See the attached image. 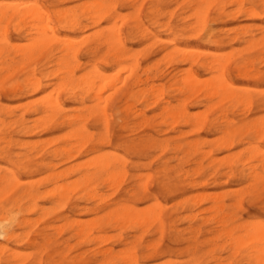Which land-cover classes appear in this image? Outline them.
Segmentation results:
<instances>
[{
  "label": "rangeland",
  "instance_id": "374dc122",
  "mask_svg": "<svg viewBox=\"0 0 264 264\" xmlns=\"http://www.w3.org/2000/svg\"><path fill=\"white\" fill-rule=\"evenodd\" d=\"M15 1H18V3ZM28 1L31 0H0V3L5 7L20 4L19 9H21L24 8V4H26L25 7L28 6ZM38 1L42 10H45L50 16L49 22L51 26L57 30V34H59L60 37L67 36L75 43L74 46L77 48L75 49L77 50L78 60V66L74 70L75 77H81V75H84L83 72L86 73L92 66H97L99 69L105 70L106 75L109 74L112 82L103 89V102L106 103V100H108L112 94L114 95L115 101L118 98V103L114 101V106L112 104L109 105L108 108L105 109L106 111H102L101 113L99 107L102 108L105 104L103 103V106L99 105L97 109V104L94 99L91 98L92 95L90 96V94L87 93L89 98L88 95L80 89H75L74 94L71 96L65 90L61 91V101L63 102L65 111L69 114H79L82 112L87 119H84L82 124L84 123L83 125L86 128V136L90 138L88 139L86 137L85 139L84 137V140L81 139L84 141L83 143L75 139L76 137H74L72 133L74 132V127L69 128L59 125L61 123L59 117H57L55 121H43L44 123L38 124L39 126L37 125V128L32 129L30 133H28V131L20 132L22 128L17 121L20 115L24 114V123L26 122L25 125L29 128L33 127L36 118L38 119L41 117V115L27 114L20 106L26 103L28 104V102L33 103L32 106L37 105L38 102L44 99L43 96H48L50 90L55 87L51 85L45 91L38 93L31 92V88L25 90L17 89L15 94L10 93L9 87L14 84H24L23 82L30 77L33 68L37 70L35 71L33 79H35V77L38 78L35 80H40L43 86L47 84L55 85L57 81L54 80L53 77L48 81L45 79V76L48 72L54 73L56 70V67L53 66L54 64L47 63V59L57 52V46L51 44L45 46L47 48L43 47L44 50L43 48L41 51L37 49L39 53L37 50L34 51L32 53L34 57L26 61L17 55H12V60L14 59L15 61L13 60L14 62L11 63L8 68L0 71V106L7 108L5 111L10 114L8 115V113L4 112L7 116H5L4 113L0 115V119L2 118L1 120H3V125H0V138L1 136H6V139L11 141V143L7 145L8 148L0 149V177H8L10 173H15L20 181V185L14 187L15 189H13V192L17 190L21 193L26 188V184H31L37 188L40 195H43L44 193L41 192H49L53 190L56 185L68 184L69 182L71 183L72 180V182L79 181L78 179L82 175L69 173L68 177L64 178V180L60 179L55 182L54 180H50L49 177L46 178L49 173L52 174V172L55 173L57 170L61 171L73 165L83 164V162H90L98 155H106L105 157L108 156V158H113V155H116L118 156L120 164H124V166L121 165V167H123V180L122 177H120L121 179L119 178L121 181L118 180L117 186L115 185V187H112L113 191L110 187L109 189L108 187L102 186V184L100 185L99 188L105 187V189L103 188V191H101V189L99 190L98 188L99 192L97 191V194H102L100 195L104 198L103 201H105V197L108 196L105 202L102 201L103 205L100 204L101 202H95L100 200L99 197H97L99 199H95V201H89L91 204L85 203L87 201L80 199L84 194L83 191H79L84 189L82 188L84 187L83 185L77 187L78 189H74L75 191L70 194L66 206L62 208L56 207L54 211L50 209L53 204H51L48 199L42 197L37 198L36 202L39 207L43 209L46 208V210L49 209L48 215L41 221L40 217L38 218L37 216L39 214L32 213V215H30L26 214V212H23L24 215L22 216L19 214V219H28L32 222V225H34L28 228L29 231L27 228L15 230V233L19 234V240H21V242L18 240L17 242L4 244L0 241V245H6V249L10 248L16 252L18 251L20 254H27L26 257L29 258L25 260L26 257L25 259L22 257L21 259L23 260H21V262H23L21 264H31L36 250L25 244V238L22 237L23 233H30L35 229H42L43 225H52L57 229L58 226L63 224L64 218L67 216L69 217L68 221H71L72 218L73 220L78 219L79 221L92 219L95 217L94 215L87 214L85 211H81V209L79 211V208L83 206L92 208L96 206L95 203H99L98 205L106 207L112 204V201L118 202L121 198L127 199L124 194L128 191H133L132 196L128 197L126 203L130 206H134L135 209H146L156 204L162 206L163 210L161 211L165 221L163 234H160L159 229H157L158 224L156 222H152V225L150 223L145 225L144 227H146L147 231L144 230V227L142 230L136 229V232L132 227H130L131 229H126L125 226L121 229L108 227V231L105 230V233L100 234L103 240L96 241V244H89L86 242H81L80 244V241L76 242V239L70 237L71 231L67 229L62 230L60 234L58 230H49L48 233L51 234L50 242L46 244L42 239L38 238L37 243L39 247H45L47 249V255L54 260H60L62 255L66 257L67 260H70L73 256L80 253L82 256L78 264H107L106 259L102 258H99L97 263H94L92 254L95 253L96 250L100 249L103 251L108 250V248L112 250L113 255L117 257H120L122 253H127V251L132 253L134 257L136 256L135 259L137 263L140 264H213V257H220L224 264L243 263L241 260L242 255L230 257L226 250L222 249L225 246L222 244L223 241H215L213 240L214 237L209 234V231L213 228V221L211 220L213 214L207 212V209L210 207L208 197H220L226 207H228L227 205L233 204L231 200L232 193L239 189L245 191L246 185L239 181H233L231 177L225 175L228 171L226 164L228 162V164L230 163L234 166L239 163L238 161L240 160H247L254 152L255 147L264 151V141L259 142L254 136H251L250 132H243L240 136L236 135L234 137V144L231 147H227L226 145L219 146L213 142H216L215 140L220 137V131L223 130V128L225 129V126L214 128L213 131L209 128L203 129L204 131H197L196 127L192 129V126L183 125L184 123L181 119L176 122V124L170 122L172 126H170L169 122H166L165 125L161 107L166 100L171 101L174 106H179V104L181 106L183 101H188L185 106L190 115H196L200 111L202 115L206 114L204 117H208L209 120H214V122L218 121V118L223 115V112L225 113L226 111L227 114V110L228 112L230 111V114H227L229 119L235 124L237 123V126H239L238 122L241 119L243 120V117L245 118V121L243 120L244 123L253 121L260 122V120H264V107H261V105L258 106L261 100L264 99V79L259 81L256 79L253 80L254 78L252 77H241L238 74V70V72H235L236 67L233 66L232 62H230L227 67V72L235 87H241L242 90H246L247 88V90H250L243 92L241 88H238L237 92L242 95L251 96L252 100L261 99L260 102L256 101L251 107H240L237 105L238 109H236V105H228V107L230 106L231 108L235 107V109L230 110V107L228 108L227 104L226 106L223 105L225 103L222 104L219 102L218 98L211 100V102L208 101V103H206L207 101H202L203 96L201 94L197 95V98L202 99H196L195 101L194 96L196 95H194L188 100V96L184 91L176 89L178 86H182L177 85L175 82V80H179V76L186 77L192 75V73L196 74L198 78L202 80H207L212 77L215 72L209 73L206 69L215 66L216 63L212 64L211 60L205 57L208 53L229 54V56L232 53L231 55H234L232 60L235 59V61L244 58L243 55L249 54L250 56V53L254 55L256 52L253 51L255 50L248 49L247 45L239 38L242 37V32H245L246 35H254V38L258 37L256 36L257 30L255 28L257 26H264V14L262 10L258 9V18H251L248 14H244L249 7L247 4H232V0H218L216 3L211 4L210 7H207L208 5L203 2V0ZM100 2H103L104 5L109 4L108 8L110 9L106 8L107 6L104 7L103 11L107 10V14L104 18H98V21L97 18L92 20L84 18L86 16L82 15V9L91 7ZM10 3H12V5H9ZM21 5L22 7L20 8ZM71 14L76 16L75 19L77 23L75 26L69 27V25L72 24L70 19L74 18L72 17L74 15ZM202 14L205 16L206 23L201 26L197 21L203 16ZM198 15L200 16L199 18ZM65 16L67 17L66 19ZM93 20H95V22ZM112 22H115L116 25L119 26L121 43L126 53L122 64H120V67H124L125 69L121 70H118L119 67L117 66H115V68L114 66H109V64L113 63V57H111L112 53L109 52L105 44V36L108 33V27H111V24H113ZM16 23L17 22L13 20L8 26V37L12 44L17 45V43H19V46H26L28 43L22 37L21 39L15 36ZM98 31H103L104 35L101 37L100 32V36L96 35ZM84 37H86L87 41H84ZM214 40L218 41L219 44L213 43ZM172 49L195 50V61L193 64L189 62H184L182 64L179 62L176 63V59L172 56V58L169 59V55H165V53ZM197 51L200 52L198 53ZM129 55L132 57H128L127 59ZM249 56L247 55L246 57ZM237 58L238 60H236ZM132 62L134 63L133 66ZM127 68L129 70L135 68V70H133L137 78L142 80L147 79L146 86L141 85L140 89L143 88L146 90L151 87L153 83L152 90H154V93L147 90L145 93L139 94L141 98L137 96L138 98L136 99L138 100L135 102L129 99L130 96L127 98L126 93L123 95L124 92L127 91H124L125 88L137 90V88H133V80L135 78H131L132 80L130 79V81L128 80L130 71L127 70ZM254 68L264 71V65H258ZM116 71L121 72H119L118 75ZM172 76H175L174 80L171 78ZM126 81H128V85L130 82L131 86L129 85V87L131 88L125 86L124 83ZM111 86H115V88ZM251 91L253 92L251 93ZM148 92L152 95H147ZM116 95L117 97H115ZM144 96L146 100L143 99ZM157 96L158 98H155ZM121 97H123V100ZM81 98H83L82 105L79 104ZM120 100L121 102H119ZM214 101L216 102L213 103ZM124 102L125 104H123ZM126 102L129 106L132 103L131 108L129 107L130 110H125V108H128V106H125L127 104ZM201 102H203L202 106L199 105ZM218 103L221 104L219 105ZM124 106L125 108H123ZM82 107H84V109ZM79 109L82 110L79 111ZM118 109L120 110L118 111ZM121 109H124L126 113L122 110L123 112H121V114ZM123 113L125 115H123ZM140 113H144L148 125L141 117H136V115ZM218 115L219 117H217ZM136 118L139 119L137 120ZM239 139L242 140V143L236 144V141ZM25 143L28 145H24ZM71 143L74 145L71 146ZM76 145L78 147H75ZM4 146V144H1L0 148ZM64 148H80L81 152L75 158L68 160H66L64 156L62 157V155L55 158L54 156H50L53 150H61ZM234 156L235 158H233ZM19 160L27 169L31 167L30 169H32V171L30 173H25V170L20 169L22 166L19 167L20 164L17 163ZM36 163H38V165H36ZM40 164L44 165L39 166ZM46 165L48 170H45ZM48 165H52V167ZM165 167L167 168V172H165ZM162 168L164 169L163 174H165V176H161ZM52 181L54 182L53 184ZM46 182H48V184ZM162 182H164L163 184L165 185L163 187ZM138 183L139 187L138 185L135 186ZM146 185L147 187L145 188ZM49 188L52 189L49 190ZM106 188L109 190H106ZM130 188L132 189L130 190ZM144 189L148 191L149 195L144 192ZM77 191L79 193H77ZM140 191L143 192L140 194ZM138 193L140 197L142 195L145 199L142 197L136 198ZM259 194L262 196L261 199L264 202V188L260 190ZM147 195L148 198H146ZM133 196L136 199L142 200H136ZM78 197L79 199H77ZM114 199H116V201ZM189 202H193L195 207H192L193 205H188L190 204ZM105 203L109 204L106 205ZM111 208L113 209V207H110L103 211V214L100 213L99 215H105ZM228 210L229 208L226 209V212ZM230 210L231 214L235 215L240 222L245 221L248 217H251L250 220L264 222V209L259 204L256 205L255 203L249 202L248 198L245 196L243 197L240 207H231ZM187 217L191 218L187 219ZM203 218L207 220L205 223ZM155 224H157V226H154ZM129 226L130 225H126V227ZM29 236L32 237L31 234ZM70 238L72 240H70ZM210 239L213 241H210ZM129 249L135 252L133 253V251H129ZM22 252H25V254ZM4 253L8 255L7 251ZM4 253L2 254L3 256L0 255L1 264H6L7 256Z\"/></svg>",
  "mask_w": 264,
  "mask_h": 264
},
{
  "label": "bare ground",
  "instance_id": "6f19581e",
  "mask_svg": "<svg viewBox=\"0 0 264 264\" xmlns=\"http://www.w3.org/2000/svg\"><path fill=\"white\" fill-rule=\"evenodd\" d=\"M217 1L218 0H203V2H205L208 5L207 7H210L211 4H214ZM15 2L18 3V1H15ZM231 3L236 4V5L247 4L249 7L247 6L248 9L246 10V12H244V11L243 12H244V14H248V16L251 18H258L259 17L258 9H261L263 14H264V0H232ZM21 4H22V2H21ZM27 4H28V6H26V7H25L26 4L23 5L24 8H21L22 7V5H21L20 6L21 9H19L20 4L13 6L12 3H10L9 5H12L13 7L12 6L11 7H7V6L5 7L3 4L1 5V3H0V66H1L0 71L4 70L5 68H8L11 65V63H13L15 61L14 59H13L14 61L12 60V57H11L12 55H17L18 57H20L26 61V60L32 59V57H34V56H32V55H34L32 53L34 51H36L37 49L38 50L40 49V51H41V49L43 47L47 48L45 46L54 44L57 46V52L55 54H52L50 57H48L47 63L48 64H54L53 66L56 67V70L54 73L48 72V74L45 76V79L49 81V80H51V77H53V79L56 80L57 83H55V85L54 84H47V85L43 86L42 82L40 80H35L38 78L35 77V79H33L35 71H37V70H35V68H33L31 70L30 77L25 82H23L24 84H22V85H20V84L15 85L14 84V85H11L9 87V91L11 94H15L17 89L25 90L27 88H31V92L38 93V92L45 91L51 85H53L55 87V88H52V90H50V93L48 94V96L44 95L43 96L44 99H42L41 102H38L37 105L32 106L33 103L28 102V104L26 103V104H23L22 106H20L21 108H23V111L27 112V114L29 113V114H33V115L34 114L35 115H41L40 118H38V119L36 118L37 120L35 119L34 125L32 128H29L28 126L25 125L26 122L24 123V121H25L24 114L20 115L18 117V120H17L20 123V126L22 128L20 132L28 131V133H30L32 131V129H36L37 125L42 123L43 121H45V122H46V120L55 121L56 118L59 117V120L61 119V123L59 122L60 123L59 125L64 126V127H69V128L74 127V132H72V133H73L74 137H76L75 139H77L78 141L81 142L82 141L81 139H83L84 137L86 139V137H87L86 136V132H87L86 128L83 125L84 123L82 124L83 120L86 119L85 115L82 112L79 114L67 113L65 111V108L63 107V102L61 101V91L65 90L71 96L74 94L75 89H80V90L84 91L86 94L88 93V94H90V96L92 95L91 98L94 99L95 103L97 104V109H98V106L99 105L103 106V103H104L103 102V95H102V93L104 91L103 89H105V87L109 86L110 85L109 83H111L112 80H111L109 74L106 75L105 70L99 69L97 66H92L91 69L88 70L86 73L83 72L84 75H81V77L76 78L74 70L78 66V64H77L78 60H77V50H76L77 48L74 46L75 43L73 42V40L69 39L67 36H66L67 38L65 36L60 37V35L57 34V30L55 28H53L51 26V23L49 22L50 16L48 15V13H46L45 10H42V7L39 6L40 4H39L38 0L28 1ZM108 5H104L103 2L97 3L91 7L82 9V15L86 16L84 18L89 19V20L97 18V21H98V18L99 19L104 18V16L107 14V10H105L106 12L103 10H104V7H106V6H107L106 8H108L109 7ZM108 9H110V8H108ZM39 12H41V13H39ZM71 15H74V14H71ZM205 15H206V11H205ZM72 17H74V18L70 19L72 21V24H70L69 27L75 26L77 23V21L75 19L76 16L74 15ZM199 17L200 16L198 15V18ZM66 18L67 17L65 16V19ZM198 18H196V19H198ZM13 20L15 22H17L15 24V36L20 37V38L22 37L28 43L27 45L24 43L26 46H24L23 44H22L23 46H19V43H17V45L11 43V40L8 37L7 30H8V26L13 22ZM115 20H116V18H115ZM93 21L95 22V20H93ZM93 21H92V23H93ZM197 22H199L201 26H202V24L205 25V23H206L205 16L203 15L202 17H200V20ZM112 23L113 24H111V27H108L109 28L108 33L105 36V44L107 45L109 52L112 53L111 57H113V59H112L113 63L109 64V66H114V68H115V66H117V67H119L118 70L119 69L121 70V69H125L124 67H120V64H122V61L124 60V55L126 53L124 52V49H123V46L121 43V33H120V30L118 29L119 26H117L115 22H112ZM115 25L117 26V29H116ZM255 29L257 30V34L255 33L256 36H258L257 38H254V35H246L245 32H242V33L240 32L242 37L239 38V39H241V41H243L247 45L248 49L255 50V51H253V52H256L254 55H253V53L252 54L250 53V56H249V54H247L249 57H246L247 55H243L244 58L239 57L240 59L238 60V58H237L236 60H238V61H235V59L232 60L234 57V55H231L232 53L229 56V54L223 55V54H219V53H208L207 52L208 54L205 53L206 54L205 57L209 58L211 60L212 64L216 63L215 66L206 69V71H209V73L215 72L212 75V77L208 78L207 80H204V79L202 80V79H199L198 76L196 74H193V73H192V75H189L186 77L179 76V80L177 79V80H175V82L177 85H181L182 87L178 86L176 89L180 90V91L181 90L184 91L188 96V100H190V98L194 95H196V96H194L195 101H196V99H202L203 98L202 101H207L206 103H208V101L211 102V100H213L215 98H218V101L221 102L222 104L225 103V104H223L225 106L227 104V107H228V105H230V106L236 105L235 106L236 109H238L237 105H239L240 107L241 106L251 107V106H253V104L256 101L260 102L261 99L260 100L259 99L258 100H252L251 96L239 94L237 92V89L238 88L240 89L241 87H238V88L235 87L233 81L231 80V78L227 72V67L229 66L230 62H232L233 66L236 67L235 72L238 70L239 71L238 74L241 77H252V78H254L253 80L256 79L259 81H262L264 79V71H260L258 68H254L255 66L257 67L258 65H261V66L264 65V26H257ZM99 32L100 31H98V34H96V35L100 36V34H101V37H102V35H104L103 31H101L100 34H99ZM23 35H25V36H23ZM211 36L214 37L213 35H211ZM84 38H85L84 39V41H85L86 37H84ZM80 40H82V39H80ZM213 43H215L217 45L219 44V42L215 41V40L213 41ZM44 48H43V50H44ZM191 50L192 51H190L189 49H172L171 51L169 50V52L165 53V55L166 54L169 55V59L172 57L174 59H176V63L179 62L182 64L184 62H189L190 64L191 63L193 64V62L195 61V58H196V54L194 55V53H196V52H195V50L193 51V49H191ZM38 53H39V51H38ZM128 57H132V56H130V55L127 56V59H128ZM197 58H198V55H197ZM167 59H168V57H167ZM75 64H77V65H75ZM133 65H134V63L132 64V66ZM128 68H127V70L130 69V68L129 69ZM133 69L135 70V68H132L131 70H129L130 76L128 77V80L130 81L131 78H133V79L135 78L133 80L134 81L133 88L135 87V88H137V90L135 91V90L131 89L132 90L131 91L130 89L125 88L124 91L125 90H127V91L124 92L123 95H125V93H126L127 98H129L128 96H130L129 99L131 101L135 102L136 100H138V99H136V98H138L137 96L140 97L141 93H145L147 90H149V92L152 91L154 93V90H152L153 89V87H152L153 83H152L151 87H149L148 89L145 88L146 90H144L143 88L140 89L141 85L146 86V82H147L146 80L147 79H146V77H145L146 80H142L140 78H137L136 73L134 72ZM117 71H116V74L121 72V71H119V72H117ZM180 77H181V79H180ZM171 78H173V80H174L175 76H172ZM105 82H107V83H105ZM124 84H125V86L129 87L130 82H129V85H128V81H126ZM101 85H104V86H101ZM111 87L115 88V86H111ZM129 88H131V87H129ZM246 90L245 89L242 90V88H241V91H243V92L244 91L246 92ZM95 91H97V92H95ZM247 91H250V90H247ZM149 92L147 93V95L149 94V96H150L151 93H149ZM252 92L253 91H251V93ZM118 93H117V95H118ZM121 93H123V92H121ZM199 94H201L203 97L201 96L202 98H197V95H199ZM111 95H110V98L108 97L109 99L106 100V103H104L105 105L103 107L101 106L102 108L99 107V110L101 109L100 110L101 113H102V111L105 112L106 111L105 109L108 108L109 105H111V104L113 106L115 105V104H113V102L115 101L114 95H112V96ZM117 95L115 97H117ZM88 97H89V95H88ZM123 97H121V99ZM145 98L146 97L144 96L143 99H145ZM155 98H158V96ZM117 100H118V98H117ZM116 101H115V103H116ZM197 101H200V100H197ZM119 102H121V100ZM186 102H188V101H183L181 106L178 103L179 106L175 105L176 107L174 105H172L171 101H168V100H166L162 104L161 112L164 115L163 119H164L165 125H166V122L167 123L171 122V123L176 124V122H178L181 119L184 123L183 125L192 126V129H195V127H196L197 131H201L205 128L212 129V131H213L214 128L225 126V129L223 128V130L220 131V137L217 140H215L216 142H213V143L218 144L219 146L226 145L227 147H231L234 144V137L236 135L240 136L241 134H243V132H248V133L250 132L251 136H254L256 138V140H258L259 142L264 141V120H262V121L260 120V122L259 121L254 122L252 120L253 122L244 123L243 120L245 118L243 117V120L241 118H240L241 120L239 119L240 121L238 120L239 126H237V123L235 124L232 120L229 119V117L227 115L230 111L228 112V110H227V114H226V111L223 109L225 111V113L223 112V115H221L220 117L218 115L217 116V117H219L218 121L214 122V120L211 121L208 119V117H204L206 115L205 111H204L205 113H203L205 115H202L200 111H199L200 114L198 113L196 115H190L188 113L186 106H185ZM215 102L216 101H214L213 103H215ZM117 103H118V101H117ZM202 103L203 102L199 103V105L202 106ZM221 103H218V104L220 105ZM79 104L80 105L83 104V98H81V102ZM123 104H125V102ZM127 104L125 106L126 107L128 106V108L126 109L125 106L123 108H125V110H130L132 103L130 104V106H129V104L128 105ZM260 105H261V107H264V99L261 100V102L259 103L258 106H260ZM4 106H7V105H4ZM203 106H204V104H203ZM20 107H18V108H20ZM235 107L234 108L230 107V110L235 109ZM82 108L84 109V107H82ZM5 109H7V108L0 106V115H3L1 113H4V112L8 113L7 111H5ZM242 109H245V108H242ZM81 110L82 109H79V111H81ZM119 110L120 109H118V111ZM122 110L124 111V109H121L120 113L123 112ZM73 111H75V110H73ZM133 112H135V111H133ZM91 114H92V112H91ZM4 115L7 116L5 113H4ZM8 115H10V114L8 113ZM123 115H125V114L123 113ZM136 117H139V118L141 117L144 121H146L144 113L137 114ZM1 119H0V125L2 126L3 120H1ZM132 119H134V118H132ZM105 121H106V119H105ZM147 122L148 121H146V124H147ZM171 123H170V126H172ZM144 124H145V122H144ZM209 132H211V131H209ZM84 133H85V135H84ZM83 142L84 141H82V143ZM10 143H11V141L9 139H6V136H1L0 145L4 144L5 146L3 148H0V149H6L7 145ZM240 143H242L241 139L236 141V144H240ZM24 145H28V144L25 143ZM73 145L74 144L71 143V146H73ZM77 145H79V144H77ZM77 145L75 147H78ZM69 148H64L61 150H53L51 153L52 155H50V156H54V158H55L57 156L62 155V157L64 156L66 158V160H68L71 158L72 159L75 158L81 152V150H80L81 147L79 149H69ZM251 149H252V147H251ZM232 155H234V154H232ZM105 156H103V155L99 156L98 155L97 157H94V159H92L90 162H86V163L83 162V164L73 165V166L67 167L66 169L61 170V171L57 170V172H55V173L52 172V174L49 173L48 176H46V178L49 177L50 180H54L55 182L57 180H60V179L64 180V178L68 177L69 173L70 174L74 173L75 175L76 174H82V175L78 179L79 181L72 182L73 181L72 180L71 183L69 182L68 184L66 183V184H62V185L61 184L56 185V187L54 186L53 190H51L52 188L51 189L49 188V190H51L49 192H46V191L41 192V193H44L43 195L42 194L40 195L37 188L35 186H32L31 184H26L27 185L26 188L21 193H19L17 190H15L13 192V189H15L14 187L20 185V181L17 178L15 173H10V175L8 177H0V197H1L0 198V241L3 242L4 244H8V243L10 244V242H17L20 237H19V234L15 233V230L16 229H25V228L28 229L32 225V222H30L28 219L27 220L25 218L19 219L18 218L19 214H21V216L24 215L23 212H26V214H30V215H32V213L39 214L37 216H38V218L40 217L41 221L48 215L49 209L46 210V208L43 209V208L39 207L37 205V202H36L37 198L42 197V198L48 199V201H50V203L53 204V206L50 209H52L54 211V209L56 207L62 208L64 206H66V204L69 200L70 194L74 193V191H75L74 189L83 185L84 187H82V188H84V189L79 190L80 192L81 191L84 192V194L81 196L80 199L87 201L85 203L91 204L89 201H92V200L95 201V199L100 198V200L95 201V202H101L100 204L103 205V202H105L108 199L107 198L108 196L107 197L104 196L106 200L103 201L104 198L101 197L102 194L101 193H100L101 195L99 193L97 194V191H98V188L100 187V185L102 184V186L112 188V187H115V185L119 181H121L120 177H122V180H123V176H122L123 175V173H122L123 167H121L122 164H120L118 156L113 155V158H108V156L107 157H105ZM233 158H235V156ZM214 160H212V161H214ZM238 162L239 163H237L234 166H232L230 163L228 164V162H227L226 165H227L228 171L225 173V175L231 177V179L233 181H239L242 184H245L246 190L243 191V190L239 189V190L233 192L232 198H231L233 204L227 205L228 207H226L224 205L223 200H221L220 197H217V196H213L210 198L208 197L209 202H210V207L207 209V212H211L213 214V216L211 218V220L213 221V228H211L212 230L209 231V234L214 237L213 240L223 241L222 244H224L225 246L222 249L226 250V252L229 254L230 257L236 256V255H238V256L242 255L241 260L243 263L240 262V264H264V222H261L259 220L258 221L250 220L251 217H248L245 221L240 222L238 220V218H236L235 215L231 214V210H230L231 207H234V208L240 207L244 196L248 198L249 202L255 203L256 205L259 204L264 209V202L261 199L262 196H260L261 193L259 194L260 190H263V188H264V151H262L261 149H257L255 147L254 152L251 154V156L247 160H245V161L240 160ZM17 163L20 164L19 167L22 166L20 169L25 170V173H30L32 171V169H30L31 167L27 169V167L24 166V164L22 162H20V160ZM36 165H38V163H36ZM43 165L44 164H40L39 166H43ZM48 166L52 167V165H48ZM122 166H124V164ZM45 167L47 168V165ZM46 168H45V170H48V168L47 169ZM54 168H56V167H54ZM54 168H52V169H54ZM165 169H166L165 172H167L166 167H165ZM161 172H162L161 176H165V174H163V172H164L163 168L161 169ZM163 180H165V179H163ZM164 182H162V187L165 186L163 184ZM46 183L48 184V182H46ZM53 183L54 182L52 181V184ZM137 185L139 187V183L136 184L135 186H137ZM105 187H103V188L105 189ZM146 187H147V185L145 186V188ZM103 188H99V190L101 189V191H103L102 190ZM108 188H106V190ZM131 189L132 188H130V190ZM112 191H113V188H112ZM132 192L133 191H128L124 194L125 197H127V199L121 198L122 200L120 199V201H118V202H113L111 200L112 204H110V205H107L109 203H105L107 205L106 207L98 205L99 203L98 204L95 203L96 206L92 207V208H89L87 206H83L82 208H79V211L81 209V211L83 210L87 214L94 215L95 217H93L92 219H89V220L87 219L86 221H84V220L79 221L78 219L73 220V218H72L71 221H68L69 217L67 216L64 218L63 224L58 226L57 229H56V227H53L52 225L51 226L43 225L42 229H35L30 233H26L25 231H23L26 233V234L23 233V236H22L23 238H25V244L36 250L35 254H34L35 256L33 257L32 262L30 260L31 264H78V263H80L81 256H82V254H80V253L73 256L70 260H67L66 257H64L62 254H61L62 256H61L60 260H54V259H51L47 255V249L45 247H43V248L39 247V245L37 243L38 238L42 239V241L46 244L50 242V239H51L50 235L51 234L48 233L49 230L50 231L58 230L59 231L58 233L60 234V232L62 230L67 229V230L71 231L70 237L72 239H76L77 240L76 242L80 241V244H81V242H86L89 244H93V243L96 244V241L102 239L100 234L105 233V230H107L108 227L109 228H116V229H121L124 226L126 229L127 228L129 229L130 227H132L133 229H135V232H136V229L142 230V228L145 225H147L149 223L151 224L152 222H156L158 224V227H159V228L157 227V229H159L160 234H163L164 229H165V221L163 218V213L161 211V210H163L162 206L159 204L158 205L156 204V205L149 206L150 208L147 207L146 209H140V210L137 208L135 209L134 206H130L126 203L128 200V197L132 196ZM142 192L140 191V194ZM144 192H146V194H148V191H145V189H144ZM17 193H19V194H17ZM77 193H79V192L77 191ZM133 194H135V193H133ZM140 194L138 193L139 197L138 196L136 197V195H135V197L136 198H141V197L144 198L142 195L140 197ZM98 195H100V196H98ZM148 195L146 196V198H148ZM97 197H99V198H97ZM135 197H134V199H136ZM46 199H44V200H46ZM77 199H79V197ZM116 199H114V200L116 201ZM136 200H139V199H136ZM140 200H142V199H140ZM189 203L190 204H188V205H190V206L193 205V202H189ZM75 206H77V205H75ZM110 207H113V209L111 208L109 212L106 211L107 213H105V215H99L100 213H102L103 211H105L106 209H108ZM192 207H195V206L193 205ZM192 207H190V208H192ZM227 208H229V210L226 212ZM192 209H194V208H192ZM74 210H75V208H74ZM73 212H75V211H73ZM190 218L187 217V219H190ZM191 220H193V219H191ZM191 220H189V221H191ZM203 221L205 223V221H207V220L205 218H203ZM38 222H39V219H38ZM36 223H37V220H36ZM157 224H155L154 226H157ZM126 225H130V226L126 227ZM144 228L143 229L147 231L146 227H144ZM155 229H156V227H155ZM123 230H125V229H123ZM28 231H29V229H28ZM112 231H114V230H112ZM137 231H140V230H137ZM155 231H158V230H155ZM198 232H199V230H198ZM157 233H159V232H157ZM30 234L32 235V237L29 236ZM103 235H105V234H103ZM71 238H70V240H72ZM109 238H111V237H109ZM106 239H104V240H106ZM213 240L210 239V241H213ZM19 241L21 242V240H19ZM55 245H57V244H55ZM64 247H65V245H64ZM6 248H7L6 245H4V246L0 245V255H2L6 251L8 254V255H6L4 253L7 256L6 264H21L23 262V261L21 262V260H23L21 258L24 257V259H25L26 255H27V254H25V252H22L25 254V255H23V254H20L18 251L16 252L14 250H11L10 248H8V249H6ZM67 249H69V248H67ZM124 251H127V250H124ZM129 251H133V250L129 249ZM134 252L135 251H133V253ZM93 254H92V256H93L94 263L95 262L97 263V260L99 258H102V259H106L107 264H140V263H137V261L135 259L136 256L134 257V254L129 253L128 251H127V253H124V254L122 253V255L120 257L114 256L112 253V250H109V248H108V250H103V251L100 249L96 250L95 253H93ZM229 256H228V258H229ZM27 258H29V257H26L25 260H27ZM114 260H116V261H114ZM189 262H191V261H189ZM213 264H224V263H222L220 257H213Z\"/></svg>",
  "mask_w": 264,
  "mask_h": 264
}]
</instances>
